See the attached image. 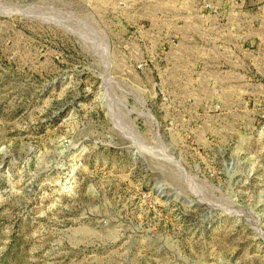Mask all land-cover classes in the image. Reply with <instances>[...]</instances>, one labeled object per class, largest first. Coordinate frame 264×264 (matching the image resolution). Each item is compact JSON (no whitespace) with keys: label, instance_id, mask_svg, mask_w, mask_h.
<instances>
[{"label":"rangeland","instance_id":"obj_1","mask_svg":"<svg viewBox=\"0 0 264 264\" xmlns=\"http://www.w3.org/2000/svg\"><path fill=\"white\" fill-rule=\"evenodd\" d=\"M0 264H264V0H0Z\"/></svg>","mask_w":264,"mask_h":264}]
</instances>
